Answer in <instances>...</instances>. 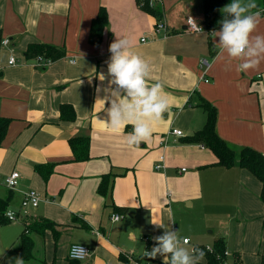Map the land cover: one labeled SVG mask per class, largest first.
Instances as JSON below:
<instances>
[{"label": "crops", "instance_id": "1", "mask_svg": "<svg viewBox=\"0 0 264 264\" xmlns=\"http://www.w3.org/2000/svg\"><path fill=\"white\" fill-rule=\"evenodd\" d=\"M201 1L0 0V45L10 41L0 46V117L11 120L0 148V198L12 196L8 209L18 211L23 192L35 189L42 202L29 218H56L50 220L55 230L61 224L60 229L70 227L72 233L62 245L54 242L52 231L32 235L34 262L24 264H81L68 258L73 243L89 248L88 264H134L136 260L164 264L167 258L151 259L145 250L152 249L156 243L152 238L165 229L178 231L181 237L176 217L182 203L192 208L203 204L236 207L229 215L235 218L237 238L225 231L214 243L223 239L232 255H240L242 264L246 255H253L260 264L264 255L260 181L246 169L214 165L216 156L202 145L181 142L205 126L207 114L199 106L205 99L217 108V131L225 141L235 149L250 147L264 154V62L255 70L241 72L238 61L213 46L219 38H213L212 32H188L187 18L203 24L197 16ZM260 1L261 5L252 0L245 3H255L251 11L256 12L264 7ZM146 2L161 6L160 18L142 9ZM101 10L108 22L95 42L92 24ZM261 17L254 34L264 33ZM159 20L168 33L155 31ZM122 37H128L132 50L149 63L148 83L159 82L169 103L162 119L152 123L151 139L139 146L126 142L133 131L131 122L110 126V103L118 104L126 93L108 83V49ZM31 43L62 48L66 56L37 64L24 56ZM11 55L17 64H8ZM202 59L210 63L209 82L202 80ZM98 87L107 91L98 92ZM63 104L74 108L75 120L61 119ZM171 129L181 130L184 136L161 148V138ZM87 137L90 159L76 161L69 141ZM162 154L165 168L157 171ZM49 164L53 170L45 181L35 167ZM12 171L22 176L15 190L3 184ZM107 174L112 176L110 188L101 196L97 189ZM41 204L46 217L34 215ZM116 208L123 210L116 213ZM114 214L123 217L113 221Z\"/></svg>", "mask_w": 264, "mask_h": 264}, {"label": "clouds", "instance_id": "2", "mask_svg": "<svg viewBox=\"0 0 264 264\" xmlns=\"http://www.w3.org/2000/svg\"><path fill=\"white\" fill-rule=\"evenodd\" d=\"M256 7L253 2L231 0L221 9L224 19L220 21V30L212 32L213 38H219L218 42L213 40V46L219 47L221 53H226L230 60L238 61L237 68L241 72L255 70L264 62V33L254 34L262 19L260 11H251ZM188 24L197 31H203L191 18ZM108 50L111 53L108 62V76L111 79L108 83H114L126 93L118 104L110 103V126L117 128L125 121L131 122L133 131L127 134L126 142L139 146L151 139L152 123L162 119L163 113L169 108L168 99L159 82L149 85L150 65L132 50V42L128 37L115 39ZM101 77L103 82L105 76ZM101 90L107 91L106 88H97L98 92ZM152 223L164 228L160 223ZM152 239L156 243L150 251L145 250V256L151 259L162 256L167 258L164 264H198L203 259L202 251H190L185 246L188 240L181 238L178 231L165 229L161 236ZM86 254L87 251L79 243L73 245L70 253L74 260L82 259ZM15 264H24L23 259L15 258Z\"/></svg>", "mask_w": 264, "mask_h": 264}, {"label": "trees", "instance_id": "3", "mask_svg": "<svg viewBox=\"0 0 264 264\" xmlns=\"http://www.w3.org/2000/svg\"><path fill=\"white\" fill-rule=\"evenodd\" d=\"M264 2V0H262ZM231 0H202L203 5V25L210 33L220 30L221 23L224 19V14L221 9L224 5L229 4ZM142 9L147 13L160 18L162 15V8L160 5H150L148 2L142 5ZM227 15V14H225ZM108 22L106 12L101 10L97 19L92 24V29L96 34V41L100 40L101 32L106 27ZM24 56L26 59L33 60L37 56H43L52 61H58L66 56V52L62 48L43 43H31L28 45ZM200 107L207 114V121L203 129L195 132L193 135L184 138L181 142L189 145H202L211 150L216 156L217 162L214 165L223 168L240 167L250 172L262 185L260 198L264 206V154L250 148L243 147L241 149L233 148L227 141H225L217 131L218 111L217 108L206 101L201 99ZM61 119L66 121H73L76 119L74 108L70 104H63L60 108ZM10 119L0 117V148L6 137ZM70 145L74 153V159L79 162H85L90 159L89 153V138H72ZM36 171L41 174L42 178L47 181L50 177L53 165H39L35 167ZM112 176L110 174L103 175L101 182L98 186L97 192L101 196H105L110 188ZM12 196L7 199L0 198V226H5L11 223L5 216L8 210L9 203ZM123 209L116 208V213H120ZM31 219V218H30ZM29 220V219H27ZM23 222L24 230L19 237V244L15 248V253L18 257L22 258L24 262L31 261L34 257V240L32 235L37 234L44 236L47 231H52L54 235H58L55 230L56 224L48 219L39 218L31 222ZM207 246H199L204 253L205 264H223L227 251L225 241L223 239L217 240L211 247V250H206ZM198 248V246H197ZM235 264H242L240 262V255L233 254L231 259ZM71 261V260H70ZM260 264H264V255L260 256ZM74 262V261H73ZM5 264V263H4ZM46 264V263H43Z\"/></svg>", "mask_w": 264, "mask_h": 264}, {"label": "rangeland", "instance_id": "4", "mask_svg": "<svg viewBox=\"0 0 264 264\" xmlns=\"http://www.w3.org/2000/svg\"><path fill=\"white\" fill-rule=\"evenodd\" d=\"M246 1L248 0H243L244 3ZM252 1H256L258 5H261L260 0ZM200 8V16L199 13L197 14L199 21L203 19L202 3ZM217 205L218 204L216 203V206ZM235 210L230 207L229 209H219L217 207H214L212 204L211 206L203 204L192 208L189 207L187 203H182L181 208L178 210L179 212L177 213L178 215L176 218L178 220L177 224H179V232L181 234V238L186 237L191 241L190 246L187 248L191 251L195 246L199 247L207 246L211 243L213 244L214 240L220 237L221 234L224 235L225 231L230 232L233 238H237V233L236 231H234L236 223V221H234L235 218L233 219V216L231 214L229 215L230 212L232 213ZM54 212L55 211H53V213ZM34 215L37 217H46V215L44 214V204L40 205V208L34 213ZM25 220H27V223L33 221L34 218L30 219L28 217ZM25 220H23L22 222H24ZM50 220L56 221V218ZM60 226L62 227L61 224L56 227L58 235H54L53 232L51 233L54 242L62 245L63 242H68L69 240H71L69 237L72 233L70 231V227H63L60 229ZM23 230L24 226L21 222H11L5 226H0V264H3L4 262L7 264H15V258H17L18 256L16 255L14 249L19 244V237ZM66 236L68 238H66ZM33 262L34 261H31L29 263ZM244 262L245 264H259L257 258L253 255H246L244 257ZM198 264H205L204 257L198 262ZM229 264L235 263L232 260H229Z\"/></svg>", "mask_w": 264, "mask_h": 264}, {"label": "built area", "instance_id": "5", "mask_svg": "<svg viewBox=\"0 0 264 264\" xmlns=\"http://www.w3.org/2000/svg\"><path fill=\"white\" fill-rule=\"evenodd\" d=\"M150 1L152 4H154V2L156 0H148ZM261 12V16H264V7L261 8L260 10H258ZM191 18V17H189ZM189 18H187L186 20V30L190 33H194V34H199V33H203L206 30L205 26L199 22H197L195 19H193L198 27H200L203 31H197L195 28H192L190 27V25L188 24L189 23ZM155 31L158 33V32H165V33H168V29H167V26L166 24L162 21V20H159L157 23H156V26H155ZM10 41L9 40H4L2 41L1 45L0 46H7L9 45ZM37 64H51L53 63L54 61H52L51 59H46L44 58L43 56H37L36 58L33 59ZM1 62H2V57H1V54H0V70H1ZM18 63V59L14 56V55H11L9 58H8V64L9 65H15ZM200 65H201V68L204 70L203 71V76H202V80L205 81V82H209V79L206 78V74H207V71L210 67V63L207 59H202L200 61ZM184 134L181 130L179 129H171V131H169V133L162 137L161 140H160V146L161 148H166L170 142L171 143H176L178 142V138L180 137H183ZM171 137H173V139H171ZM164 161H165V155L162 154L160 155L159 157V161L157 163V165L155 166L156 170L157 171H162L165 166H164ZM183 172L186 171L185 168L182 169ZM22 176L21 174L18 172V171H12L9 175H7L4 179V182L3 184L10 190H15L17 189L19 183H20V180H21ZM40 202H42V196L39 192L35 191V190H28V191H24L23 192V196H22V200H21V205H20V208L18 211H14V210H10L8 209L6 212H5V216L6 218L10 221V222H21L23 220H25L26 218L30 217L33 210H36L40 204ZM122 215H118V214H114L113 217H112V220L113 221H119L122 219ZM188 240V244H190V240L187 238ZM77 243H73L70 245L69 247V251H68V258L71 260V261H74V262H78V263H81V264H88V260L91 256V253H90V250L87 246L85 245H81L82 248H84L86 251H87V254L82 258V259H77V260H74L71 258V249L73 247V245H75ZM194 249H199V247H194ZM201 251V249H199ZM206 250H211V247H206ZM225 256H226V259L224 261L223 264H229V260L232 259V254L230 255V253L228 251L225 252ZM134 264H150L149 262L147 263H142L138 260L134 261Z\"/></svg>", "mask_w": 264, "mask_h": 264}]
</instances>
